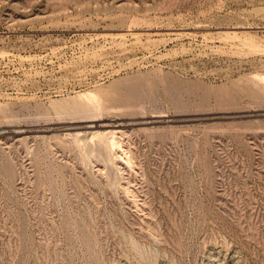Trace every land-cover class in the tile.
Masks as SVG:
<instances>
[{
    "label": "rangeland",
    "instance_id": "374dc122",
    "mask_svg": "<svg viewBox=\"0 0 264 264\" xmlns=\"http://www.w3.org/2000/svg\"><path fill=\"white\" fill-rule=\"evenodd\" d=\"M0 264H264V0H0Z\"/></svg>",
    "mask_w": 264,
    "mask_h": 264
}]
</instances>
